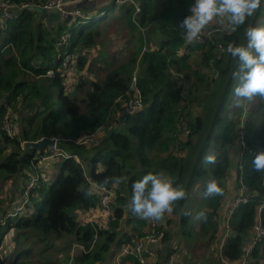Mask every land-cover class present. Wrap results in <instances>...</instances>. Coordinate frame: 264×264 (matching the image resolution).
I'll return each mask as SVG.
<instances>
[{"label": "trees", "instance_id": "16d2710c", "mask_svg": "<svg viewBox=\"0 0 264 264\" xmlns=\"http://www.w3.org/2000/svg\"><path fill=\"white\" fill-rule=\"evenodd\" d=\"M1 1L15 12L5 20L0 14V182L14 178L13 193L24 196V205L16 211L0 206V249L4 236L9 231L15 234L10 252L4 255L0 251V264H59L50 254L54 246L64 248L60 243L85 248L75 251L70 264H103L122 242L145 226L146 220L134 216L128 205L132 184L149 172L169 175L174 186L184 185L187 194L199 178H207L202 183L203 192L210 180L217 181L223 193L207 199L206 219L198 228L207 242L217 244L221 218L217 224L213 217L218 218L229 192L226 178L233 171L241 176L250 194L231 217L233 235L223 249L231 263H237L240 248L258 217L264 226V210L257 215V206L264 198V172L258 173L251 166L254 155L264 149V99L256 97L247 114L243 115L242 106L226 114L236 64L225 68L226 48L230 42L246 43L245 29L256 26L264 3L236 32L229 34L223 29L202 43H189L178 25L190 14L193 0H133L139 12L135 13V5L121 6L115 19L121 21L122 32L139 34L135 47L102 79L94 80L88 77L91 70L90 64L85 66L84 53L108 25L109 13L103 11L108 6L78 9L81 16L48 20L29 9L42 7L45 0ZM154 21L164 39L140 54L143 39L137 27ZM62 37L66 40L60 46ZM198 52L201 67L196 64ZM66 55L75 57L72 73L61 67ZM137 60L143 107L122 122V97ZM49 70L53 75H46ZM221 77L226 78L221 81ZM7 111L17 116L14 135L1 128ZM239 129L244 133L243 145ZM44 137L57 139V146L66 155L58 156L51 170L43 177L39 174L27 191L23 185L29 180L30 165L48 152L26 153L23 144ZM89 137L96 142L84 143ZM208 152L217 155L216 165L204 162ZM113 176L125 179L119 185H107L115 192L108 221H80L76 211L97 205L93 186ZM89 190L93 194L86 196ZM184 200L175 204L171 214L180 226L189 215L180 212ZM169 239L170 231H166L164 241ZM170 256L171 252L146 264H166ZM122 261L139 264L131 258ZM246 264H264V241L254 247Z\"/></svg>", "mask_w": 264, "mask_h": 264}, {"label": "rangeland", "instance_id": "374dc122", "mask_svg": "<svg viewBox=\"0 0 264 264\" xmlns=\"http://www.w3.org/2000/svg\"><path fill=\"white\" fill-rule=\"evenodd\" d=\"M105 1H103V2H105ZM103 2H101V0H95V5L103 3ZM73 6H74V3L70 2V3L66 4L63 8L65 9L66 13H70V11L73 9ZM106 6H108L109 8L108 9L102 8V9H104L103 11L107 10L109 13L110 17L107 20L108 25H106L101 30V36L97 40L96 44L92 48H90L87 52L84 53L86 56L85 66L87 64H90L91 72H89V73H91V74L88 73V77L92 78L94 80L102 79L107 71H109L112 67H114L119 61L123 60L125 54L129 51V49L131 47L132 48L135 47V40H136V38L139 37L138 33L128 34V30H126L125 33L121 31V27H120L121 21L118 22L117 19H115V17L117 16L121 6H119L118 4L115 5L112 0H111V3L106 5ZM122 6L126 7V6H128V4L122 5ZM70 8H72V9H70ZM94 8H96V7L94 6L91 9H94ZM4 9L10 11V13L15 12L12 10L13 8H10L7 6H5L3 8V10ZM3 10H2V12H3ZM262 11H263V14L259 16V19H258L255 27L264 26V6H263ZM0 14H1V10H0ZM94 15L97 16L98 14L94 13ZM68 16L69 15H67L66 17H63L61 15L60 19L61 18L65 19ZM214 25L216 26V25H220V24L214 23L212 26H214ZM137 28L140 30V32L142 34V39H143L142 49H141L140 54H142L143 51L146 50V48H149V46L155 47L160 40L164 39V35H163V33L160 29V25L157 21L151 22V23L147 24V26H145V27H137ZM65 40L66 39H64V40L62 39V41L60 42L59 45L60 46L64 45ZM239 44H241V43H239ZM81 51H79V54H81ZM180 54H183V52H181ZM200 54H201L200 52L197 53L196 64L201 67L202 64H201L200 59H199ZM227 55H228L227 56L228 62H227V65H225V68L232 67L233 64L235 63V61L232 59V57L228 53H227ZM67 56H69V59L67 61H65ZM73 60H74V57L72 55H66L64 60H63V67H62V65H61V67L64 70L70 71L69 73H72V66L71 65H72ZM134 73L136 74V76H138V73H139L138 60L136 61V64L134 66L133 73H132L131 77L133 76ZM179 76H182V75H178V77ZM183 78L184 77H182V80H183ZM225 78L226 77H221V81H224ZM72 83L73 82H71V84ZM235 84H236V81L233 80L232 84H231L232 87L230 89V93H229L228 99H227L226 114H228L229 112H232L234 109L237 110L238 108H240V107H235L233 105L232 89L235 87ZM253 104H255L254 99L251 102L245 101L243 103L242 109H241L243 112V115L245 113L247 114L248 107L253 106ZM7 112H11V111H7ZM6 113H5V115H6ZM121 121L123 122L122 118H121ZM119 127H121V126L119 125ZM1 128L4 130V132L8 131V132L12 133L14 130V133H16L15 124H13V126L11 125V123L9 124V122L5 118V116L3 117ZM46 149H47L46 152H48V154H49L50 149L49 148H46ZM208 154H210V152H208ZM58 156L59 155H56L54 157H50V158H47L45 160H42V158L38 159L39 157L35 158V162L37 161V163H33L32 165H30V167L32 169H31V172L28 173L29 180H26L23 186L32 189L34 187V183L36 182L39 174L42 177L45 176V173H48L49 170H51L50 165H52V162L56 161ZM233 156H235V153ZM45 167H47V168H45ZM231 174L232 175H229L226 178V184H225L226 187H227V185H229V183H227L228 181L232 182V178L238 179L237 176L235 175V171H233ZM165 177H168L171 180H173L169 175H167ZM206 179L207 178H199L196 183L191 185V187L189 189L190 191H189L186 199L183 201L182 205L180 206V212H182V214L184 212H189V215L186 218L184 224H182L180 226L179 221L177 220V218L174 215L165 214V216H164L163 221H164V225H165V230L168 231V229H169L172 231L171 235L173 234L172 241L168 242V251H169V253L171 252V256H170V260L166 264H213L212 262H214V261L210 262V259L213 257V255L211 253V252H213V248L211 247L210 243H209V246H208V244H206V240H207L206 237H204V235L201 234L199 229H198L199 224H200L202 219L196 218L197 214L200 212H204L205 208H206L205 203H206L207 199L203 198V195H202L203 194V187H204L202 183L206 182ZM14 182H15L14 178L9 179L6 182H4V181L0 182V200H2V203L0 204V206H1V208L5 209V210H9V211H16L17 206L22 204V201L24 198V196H22V195H17L16 193H13V189H14L13 183ZM175 186H179L182 188L184 187V185H175ZM233 188L235 189V186ZM18 209H20V208H18ZM86 211L87 210L78 211V212L76 211L75 214H76L77 218L80 219V221L86 220V218H87ZM20 212L21 211H19L17 213L19 214ZM82 212H84L83 217L81 215ZM224 212H226V205H225V208L222 207V205H221L219 208L218 217L223 219ZM226 215H227V213H226ZM172 219H173V221H172ZM213 219H214V217H213ZM166 220H168L167 223H166ZM169 220H170V222H169ZM214 220H216L217 224H219L218 219H214ZM174 224H176V225H174ZM143 228L144 227H142L141 230H143ZM141 230L139 233H141ZM187 231H189L190 233H188ZM14 235L15 234L12 233V231H9L4 236L2 247L0 249V251H2V253L4 255L7 254L8 252H10V250L12 249V245L14 244V240H13ZM60 244H62V246L64 248L62 250H59L60 249L59 247L54 246L51 249L50 256L55 257L56 260L59 261V264H70V261L67 259L68 258L67 256L70 253L69 247L71 246V244H69V247H65L68 245L66 243H60ZM206 246H208L210 250H205ZM57 250H59V251H57ZM209 255H210V257H209ZM10 256H8V257H10ZM214 256H215L216 260H220V257L216 254V252L214 253ZM112 261H113L112 258H108V259L106 258V264H112Z\"/></svg>", "mask_w": 264, "mask_h": 264}, {"label": "clouds", "instance_id": "9594fccd", "mask_svg": "<svg viewBox=\"0 0 264 264\" xmlns=\"http://www.w3.org/2000/svg\"><path fill=\"white\" fill-rule=\"evenodd\" d=\"M264 0H193L187 15L178 25L184 31L189 43L196 42L214 23H219L224 31L231 34L245 25L261 8ZM103 13L101 12L100 16ZM245 44L228 43L226 52L236 62L232 79L236 81L232 89L233 105L240 107L245 101L256 97L264 99V26H248L245 29ZM204 162L216 165L215 153L204 157ZM254 171L264 172V149L259 150L251 162ZM125 177H106L96 187L106 188L109 183L119 185ZM132 196L128 205L131 213L146 221H159L165 214H172L178 201L186 199L187 192L173 181L160 174L149 172L132 184ZM223 190L215 179L210 180L203 192L209 199L222 195ZM92 190L85 193L91 196ZM187 214V213H186ZM197 219H206L205 213L197 214Z\"/></svg>", "mask_w": 264, "mask_h": 264}, {"label": "built area", "instance_id": "2783aa9c", "mask_svg": "<svg viewBox=\"0 0 264 264\" xmlns=\"http://www.w3.org/2000/svg\"><path fill=\"white\" fill-rule=\"evenodd\" d=\"M113 3L119 6L132 4L135 5L133 0H112ZM66 4L62 0H45L44 5L42 8H55L59 10L60 16L66 17L67 15H75V16H81V12L78 9H73L70 11V13H66L65 9L63 8ZM63 5V6H62ZM7 6L12 8L11 5H8L0 0V10H1V18L2 19H9L12 18L13 13H10V11L3 8ZM22 8L26 7V5H22ZM3 10V12H2ZM135 13L139 12V8L135 5ZM223 30V27L221 25H214L210 26L208 30L201 36L199 40H197L195 43H202L205 39H209L210 36L215 34L216 32H220ZM62 39H66L65 37H62ZM221 51V46H218V52ZM74 57V55H72ZM75 58V57H74ZM69 59V56L66 57L67 61ZM63 67V63H62ZM46 75H53L52 71L49 70ZM122 109L119 111L120 117H122L123 121L126 116L131 115L133 113L138 112L143 107V101H142V93L138 87L137 82V76L134 73L133 76L130 78V82L128 85V88L125 92L124 97H122ZM5 118L8 120L9 124L13 126L15 123V120L17 119V116L13 112H7L5 115ZM8 135H14L13 132L6 131ZM187 133V131H186ZM239 141L240 144L243 145V139H244V133L239 129ZM54 144L50 147V153L45 156H41L42 160H45L50 157H54L56 155L59 156H65L66 153L64 149L59 148L57 146L58 140L53 139ZM84 143H95L96 139L89 137L83 140ZM75 157V156H73ZM229 175H232L229 173ZM238 179L232 178V182L229 183V193L226 196V198L222 201L221 205L225 208L226 205V212H224L223 219L220 221V231L222 232L221 240L219 244V247L217 248V255L220 257V264H232L231 261L224 255L223 249L226 240L233 235V230L230 226V220L231 216L234 214L235 210L240 204L246 203L249 198L250 194L248 192L247 187L242 182V178L240 175H236ZM232 177V176H231ZM235 186V189L233 188ZM95 188V192L97 195V205L96 207H90L86 211V220H81L84 223H96L97 220H103L105 222L108 221L109 217L111 216L112 212V206L115 199V192L113 188H98L96 185L93 186ZM30 188H27V191ZM228 201V202H227ZM227 204H226V203ZM24 203L20 205V209H22ZM18 209V210H20ZM264 210V198L262 199L261 203L257 206V215L260 216V214ZM227 213V215H226ZM81 215L84 216V212L81 213ZM79 219V218H78ZM164 219V217H163ZM163 219L159 221H146L145 226L143 230H141V233L137 235H131L130 238L120 245L119 249L114 253L112 257V264H120V262L123 259L131 258L133 260H137L139 264H146L155 262L159 257V251L161 246L164 242V236H165V225ZM214 219H218L219 217ZM80 220V219H79ZM251 234V235H250ZM248 236V239L243 242L241 248H240V256L238 258V261L236 264H246L250 255L252 254V251L254 247L258 244L264 241V226L262 225V222L260 220V217H258V220L253 223L251 227V231ZM84 251L85 248L81 245L72 244L70 247V263L71 258L73 257L75 251ZM230 261V262H229Z\"/></svg>", "mask_w": 264, "mask_h": 264}, {"label": "water", "instance_id": "95a60500", "mask_svg": "<svg viewBox=\"0 0 264 264\" xmlns=\"http://www.w3.org/2000/svg\"><path fill=\"white\" fill-rule=\"evenodd\" d=\"M65 3H74V6L77 9H83V10H90L92 7H96V9L101 8L103 6H106L111 3V0H106L103 3L96 4L95 5V0H62ZM29 9L31 11H36L40 13L41 15L45 16L48 20H58L60 19V12L59 10L55 8H42L38 6H30ZM54 144V140L44 137L41 138L38 141L34 142H26L23 144V150L26 153L29 152H34V151H41L46 149L47 147H50Z\"/></svg>", "mask_w": 264, "mask_h": 264}, {"label": "crops", "instance_id": "0c3cea01", "mask_svg": "<svg viewBox=\"0 0 264 264\" xmlns=\"http://www.w3.org/2000/svg\"><path fill=\"white\" fill-rule=\"evenodd\" d=\"M228 187H229V185H227ZM228 190H230V188H227ZM229 193V192H228ZM226 203V202H225ZM223 207V206H222ZM82 217H83V215H82ZM172 221H173V219H172ZM97 222L99 223V224H102L104 221L103 220H97ZM174 225H176V224H174ZM168 231H170V239H169V241H172V238H173V234L171 235V230H169L168 229ZM175 231V230H174ZM221 231H220V229L217 231V235H216V237H217V242L218 243H220V240H221V236H222V232L220 233ZM220 233V234H219ZM133 235V234H132ZM210 244L211 245V247L213 248V252H211L212 253V255H213V257L210 259V262H212V261H214V262H212L213 264H220L221 263V261L220 260H216V258H215V256H214V253L216 252V250H217V248L219 247V244ZM206 244H208V246H209V242H207L206 241ZM208 246H206L205 247V250H210L209 249V247ZM70 248V247H69ZM214 248H215V251H214ZM167 253H169V251H168V242H163V245L161 246V248H160V251H159V257L160 258H163V256H165V255H167ZM217 254V253H216ZM69 255V254H68ZM114 255V253L112 254V255H110V256H108V258H112V256ZM208 256V255H207ZM209 257H210V255H209ZM107 258V259H108ZM123 261H121L120 262V264H123L122 263ZM103 264H106V261L103 263ZM124 264H130V262H128V261H126Z\"/></svg>", "mask_w": 264, "mask_h": 264}]
</instances>
